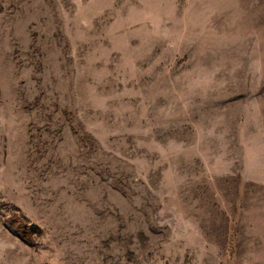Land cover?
<instances>
[{"label":"rangeland","instance_id":"obj_1","mask_svg":"<svg viewBox=\"0 0 264 264\" xmlns=\"http://www.w3.org/2000/svg\"><path fill=\"white\" fill-rule=\"evenodd\" d=\"M0 264H264V0H0Z\"/></svg>","mask_w":264,"mask_h":264}]
</instances>
